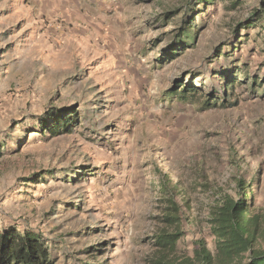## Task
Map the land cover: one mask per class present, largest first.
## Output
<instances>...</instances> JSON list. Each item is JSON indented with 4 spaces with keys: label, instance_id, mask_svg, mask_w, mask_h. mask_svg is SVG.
Returning <instances> with one entry per match:
<instances>
[{
    "label": "rangeland",
    "instance_id": "rangeland-1",
    "mask_svg": "<svg viewBox=\"0 0 264 264\" xmlns=\"http://www.w3.org/2000/svg\"><path fill=\"white\" fill-rule=\"evenodd\" d=\"M21 3L39 10L0 37V232L36 233L55 264H155L171 199V263L200 242L216 251L224 197L245 191L264 219L260 0ZM26 37L49 50L20 55ZM183 88L202 94L182 101ZM59 113L79 123L51 137L40 121Z\"/></svg>",
    "mask_w": 264,
    "mask_h": 264
},
{
    "label": "trees",
    "instance_id": "trees-1",
    "mask_svg": "<svg viewBox=\"0 0 264 264\" xmlns=\"http://www.w3.org/2000/svg\"><path fill=\"white\" fill-rule=\"evenodd\" d=\"M201 1L211 4L213 0ZM253 19V25L264 29V0H260L259 7L253 13ZM189 38L192 37L186 35L185 39ZM199 91L197 88L192 90L183 88L175 94L182 101H188L193 94L201 95ZM226 100L235 106L236 101H233L229 91ZM79 119L76 113L74 115L59 113L47 120H41L40 123L45 133L55 137L71 132L79 123ZM165 189L169 191L168 185ZM169 204V214L164 216L165 227L155 235L156 245L162 249L163 255L155 264H264V248L259 246V240H264V219L249 210L245 191L237 199L224 197L212 214V230L216 236L215 252H211L205 242H200L194 258H183L172 263L168 261L166 251L171 253L175 251L183 232L180 229L181 207L173 199ZM0 264H55V262L39 235L31 231L21 232L12 227L0 232Z\"/></svg>",
    "mask_w": 264,
    "mask_h": 264
},
{
    "label": "crops",
    "instance_id": "crops-1",
    "mask_svg": "<svg viewBox=\"0 0 264 264\" xmlns=\"http://www.w3.org/2000/svg\"><path fill=\"white\" fill-rule=\"evenodd\" d=\"M12 1L14 3H12ZM21 0H6V2H0V37L3 38V31L4 27L9 24H16L17 20H20L22 18L27 17L28 23H30V26H32V23L35 21V18L37 17L39 8L34 6L25 7L21 5ZM13 38H20V37H13ZM34 38V39H31ZM37 38V40H36ZM45 37H26L27 42L34 43L35 45L31 44H24V42L19 46L18 51L20 52V55H24L25 52L31 51L33 52V55H35L36 60L42 55H44V52L46 50H49L48 46L45 44L47 41L44 40ZM16 40V39H15ZM49 43V42H48ZM18 47V46H17ZM2 59L7 58V55L3 56L1 55ZM48 58L46 59V61ZM51 60V59H50Z\"/></svg>",
    "mask_w": 264,
    "mask_h": 264
}]
</instances>
